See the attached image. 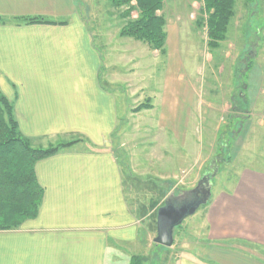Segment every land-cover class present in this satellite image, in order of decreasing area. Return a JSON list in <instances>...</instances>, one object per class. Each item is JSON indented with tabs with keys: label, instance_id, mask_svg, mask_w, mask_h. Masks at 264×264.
Here are the masks:
<instances>
[{
	"label": "crops",
	"instance_id": "0c3cea01",
	"mask_svg": "<svg viewBox=\"0 0 264 264\" xmlns=\"http://www.w3.org/2000/svg\"><path fill=\"white\" fill-rule=\"evenodd\" d=\"M77 2L0 0L5 19L50 21L0 24V91L20 132L45 145L80 139L35 163L43 189L38 213L0 230V264H130L147 245L106 149L118 122L116 95L100 75L102 53ZM167 40L166 30L165 53ZM204 217L211 240L205 256L176 264H264L263 172L239 171L228 190L209 199Z\"/></svg>",
	"mask_w": 264,
	"mask_h": 264
},
{
	"label": "rangeland",
	"instance_id": "374dc122",
	"mask_svg": "<svg viewBox=\"0 0 264 264\" xmlns=\"http://www.w3.org/2000/svg\"><path fill=\"white\" fill-rule=\"evenodd\" d=\"M77 1L102 53L100 75L116 95L118 122L106 149L141 217L147 241L142 264L202 260L211 241L207 203L175 227L170 247L153 242L156 212L166 196L193 188L205 173L216 170L211 198L228 190L243 169L264 173V0H235L225 39L213 49L205 25L197 22L206 18L201 2L164 0L158 13L168 24L166 55L119 35L127 6ZM135 4L130 1L132 19ZM187 124L186 132L181 128Z\"/></svg>",
	"mask_w": 264,
	"mask_h": 264
},
{
	"label": "trees",
	"instance_id": "16d2710c",
	"mask_svg": "<svg viewBox=\"0 0 264 264\" xmlns=\"http://www.w3.org/2000/svg\"><path fill=\"white\" fill-rule=\"evenodd\" d=\"M109 1L113 7H128L121 12L125 23L120 28V36L133 37L147 43L152 50L165 54L166 21L158 13L163 8L164 0H134L137 11L135 19L129 17L131 0ZM197 1L201 2V13L206 17L198 19L197 22L205 25L207 29V46L216 48L218 42L225 39L234 13L235 0ZM251 1L253 0H246ZM10 21L14 25L50 22L41 17H17L8 20L0 15V24ZM145 106L147 105L141 107ZM31 141L20 132L13 104L0 91V230L16 229L25 220L36 217L43 189L36 179L35 163L70 147L79 139L59 141L46 147H35ZM130 264H142L141 257L131 258Z\"/></svg>",
	"mask_w": 264,
	"mask_h": 264
},
{
	"label": "water",
	"instance_id": "95a60500",
	"mask_svg": "<svg viewBox=\"0 0 264 264\" xmlns=\"http://www.w3.org/2000/svg\"><path fill=\"white\" fill-rule=\"evenodd\" d=\"M216 170L205 173L196 185L178 194H169L156 212V235L153 242L165 247L173 243V232L183 220L205 205L211 196V181Z\"/></svg>",
	"mask_w": 264,
	"mask_h": 264
},
{
	"label": "built area",
	"instance_id": "2783aa9c",
	"mask_svg": "<svg viewBox=\"0 0 264 264\" xmlns=\"http://www.w3.org/2000/svg\"><path fill=\"white\" fill-rule=\"evenodd\" d=\"M133 1H134V0H133ZM131 15H132L133 17H135V16H136V13H132Z\"/></svg>",
	"mask_w": 264,
	"mask_h": 264
},
{
	"label": "flooded vegetation",
	"instance_id": "af4514ba",
	"mask_svg": "<svg viewBox=\"0 0 264 264\" xmlns=\"http://www.w3.org/2000/svg\"><path fill=\"white\" fill-rule=\"evenodd\" d=\"M211 173V172H210Z\"/></svg>",
	"mask_w": 264,
	"mask_h": 264
}]
</instances>
